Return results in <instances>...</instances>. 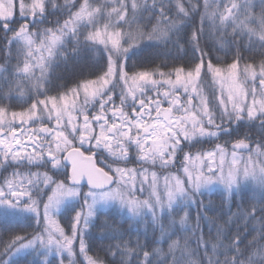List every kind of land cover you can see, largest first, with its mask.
Here are the masks:
<instances>
[{"label":"snow or ice","instance_id":"snow-or-ice-1","mask_svg":"<svg viewBox=\"0 0 264 264\" xmlns=\"http://www.w3.org/2000/svg\"><path fill=\"white\" fill-rule=\"evenodd\" d=\"M260 3L264 5V0H260ZM113 4L114 6L111 7V10L106 13L109 23L103 25V30L98 27V24L100 17L105 14L104 8L93 7L89 0H84L80 9L72 13L70 18L65 20L59 29H44L33 32L29 31L28 23L21 24L18 29L12 28L11 24L15 22L16 3L14 0H0V29L5 34L8 32L13 33V36L9 39V44L18 43L22 49L26 50L24 67L20 70L25 75H30L32 68L35 67H40L43 73L44 65L42 63H29V60L33 58L34 51H47L48 58L51 59L55 55L56 50L64 46V38L68 35L76 38L82 27H90L92 29L85 36V41L94 45H103V50L108 56L107 71L95 80H86L79 84L77 88L70 90L73 95H76L79 89L82 88L85 104H88L90 100L96 101L98 99L100 114L92 118L99 127L97 135L92 134L94 131L92 122L84 112L83 107L79 109L84 120L82 128L73 123L74 116L72 113L77 110L76 102L73 100L71 104H68L64 96L59 98L46 96L45 99H37L28 110L12 112L11 120L7 119L6 110L0 108V135L5 137L0 139V145L3 146L0 148V152L3 153L5 160L10 159L9 166H11V162L19 166L25 161L29 164L42 163L46 165L51 163L52 167L57 170L70 166V174L65 173L69 183L55 181L46 174L43 175L41 181L39 178L40 174L18 172H13L12 178L5 179L3 186H0V207L16 215L21 213L34 214L38 223L41 219L40 205L43 195L41 183L45 188L54 185L51 188V194L47 195L46 202H43V232L33 235L31 238L17 235L7 242L0 241L5 254L13 251L20 253L27 249H34L39 244L47 251L53 249L58 253L66 251L69 256H72V244L76 239H79L80 253L84 256L87 264H98L96 259L87 255V246L83 235L78 234L76 224H73L72 234L68 236L54 219V216L59 213L66 202L80 195L82 182L86 183L89 189L84 194V201L88 208L85 223L88 222L87 217L92 216L97 206H105L117 199L121 204H126L134 214L138 213L141 208L147 207L151 209L153 207L148 200L140 202L134 198H126L124 189L127 190V197L132 196V188L135 187V184L132 183V188H128L127 185L135 180L136 170L120 167L113 169L111 164H104L103 160L100 161L103 166H98L94 159L97 153L93 151V147L84 148L86 144L92 145L93 140L95 141V149L99 150L103 147L111 156L115 157L113 162L119 160L128 161V148L125 147V144L128 146L134 144L141 161L155 163L159 160L161 166L166 167L176 158L177 152L184 151L181 147V137L185 141H191L197 137H217L221 132L230 134L229 128L222 127L221 124L216 123V116L209 110L205 98L199 91V81L204 68L203 59L188 70L178 67L167 73H159L161 77H167L163 83L169 85L172 89H183L186 94L191 92L186 105L181 103L177 94L175 99L169 101L168 108L162 109L159 101L154 102L155 107L153 108L152 101L146 102L135 95L138 89L143 95L144 88L149 85L156 86L160 82L153 79V73L148 71L129 75L124 70L121 58L126 55L128 48H125L121 41L125 37L132 39L133 36L128 32H121V22L127 25L132 20H135L136 11L141 5L137 3V0H132V17L130 20L128 17L129 9L125 0H113ZM144 7L147 10L146 5ZM153 7H155V0ZM178 7L181 12L184 11L181 5H178ZM207 7L206 0V15L210 18L215 17V12L207 13ZM238 7L236 3H232L230 8L225 4L224 11L219 14L221 24L230 21L234 26V31L236 27H239L242 32L247 30L250 34H258L259 40L264 42V12L259 17H248L246 15L244 20H240L239 14L233 11L238 9ZM245 7H251V5L246 3ZM45 10V0H32L30 4H25L23 0L19 2L20 17L26 19L31 16L33 26L44 22ZM160 15L164 18L163 23L168 28L176 27L174 22L167 20L163 8H161ZM112 17H115L114 22H112ZM160 23L161 21H158V25ZM250 24H256L257 28L250 27ZM153 31H160L161 35L167 34L165 29L159 27L154 28ZM192 40H196L195 32H193ZM262 46H264V43H262ZM197 50L199 49L197 48ZM201 55L203 56V53ZM240 59L242 57L237 56L226 68L214 66L210 61L207 63V73L211 74L213 80L219 83L222 97L226 93V99L221 98L219 100V106L223 109L220 119L223 121L225 116L229 122L259 119L260 129L264 130V62L259 65L258 72L252 64H246L241 73L238 67ZM41 60H43V57H41ZM173 73L175 74L174 80L172 79ZM113 78H118V81H123L124 85L127 86V95L124 89H121V105H124L129 96L133 100L131 114L113 105L111 109L112 116L114 118L118 117L119 123L115 119L110 123L105 114L108 111L107 105L112 103L111 92L115 88ZM257 79L260 85L259 91H257L255 86ZM129 81H131V84H129ZM249 81L252 82L251 87H248ZM110 84H112V88H107ZM163 95L168 98L173 93L166 91ZM249 96H251V103L247 102ZM194 97L199 99V105L192 104ZM61 101L65 102L61 103ZM137 103L139 111L136 108ZM49 104H51V107H49ZM229 104L231 109L228 107ZM41 105L43 107L40 116H38L37 108ZM174 109L180 115H175ZM153 111L155 112L154 118L152 117ZM44 113H47L49 120H52L54 115L57 127L55 130L46 126L39 129L40 133L52 137L47 142L36 143L33 136L28 137L29 140L33 141L32 148L35 155H32L26 152L23 137L17 138L13 122L17 119H19L21 124L34 120L42 122ZM145 115L151 119V122L145 119ZM65 116L68 117L67 124L61 125V121ZM68 127H71L69 135H72V139H69V135L65 134V130ZM5 128H7V132L4 131ZM211 128H215L216 131H211ZM133 130H135L134 133ZM77 131L80 133L78 137L79 143L75 145L73 141L77 138L74 135ZM9 136L11 139L8 138ZM113 141H115V146H113ZM149 141L151 142L149 143ZM248 147L244 140L237 141L233 145L229 160L227 150L217 145L216 150L203 154L208 159V163L205 166L207 171H204V168L199 167L196 163V161L202 162L200 154L195 157L185 154L183 170L188 177V185L191 191L184 187V181L179 177L173 178L175 181L174 185H169L166 177L167 207L171 209L177 202L190 201L193 193L203 188H209L215 183H223L229 192L233 189L239 190L241 182L249 178L258 183L262 194H264V150H262L264 145L258 144L254 151L250 150L247 159L238 156L236 149H248ZM86 152L91 154L86 155ZM61 153L64 154L62 157ZM99 154L103 155V152ZM45 155L47 159H45ZM217 155L219 156L218 164L216 163ZM254 157L260 159H255ZM225 166H227V170H225ZM105 168L108 171H105ZM111 172H114L115 175H110ZM146 173L147 169H144L141 173L144 176V180H147ZM125 176L129 178L128 181L124 180ZM156 183V174L152 173L150 185L153 189L152 195L156 197V204L163 208L164 205L155 191ZM113 184L116 185L115 188L112 187ZM89 200L91 203H89ZM261 211H264V208ZM80 217L81 213H77L75 218L77 223ZM184 223L185 221L182 219L181 224ZM228 247L235 249L237 252L239 251L238 241H234ZM216 249L217 245L213 244V254L216 253ZM253 256L259 257V260H254L250 256L247 264H264V246L256 253H253ZM0 264H6V262L0 260ZM141 264H149V253L147 251L144 252V260ZM174 264H176L175 261ZM190 264H195V262H190ZM209 264H213L211 258H209ZM215 264H220V262L216 261ZM223 264H243V262L237 256L231 258L226 256Z\"/></svg>","mask_w":264,"mask_h":264},{"label":"trees","instance_id":"trees-1","mask_svg":"<svg viewBox=\"0 0 264 264\" xmlns=\"http://www.w3.org/2000/svg\"><path fill=\"white\" fill-rule=\"evenodd\" d=\"M19 2L20 0H16V5ZM25 2L30 4L32 0H25ZM45 2L43 23L33 26L31 16L22 19L17 6L15 22L11 24V27L18 29L21 24L28 23L29 31L33 32L44 29L57 30L72 13L80 9L84 0H45ZM131 2L132 0H125L130 20ZM205 2L206 0H155V7H153L154 0H137L141 7L136 11L135 20L127 25L122 23L120 27L122 33L128 32L133 36L132 39L125 37L121 41L123 46L127 48L135 44L125 55L126 72L129 75L141 71L153 74L167 73L178 67L188 70L201 59L206 66L210 61L214 66L226 68L237 56L242 57L239 67L246 64L257 67L264 62V46H262L264 42L259 40L258 34H250L247 30L242 32L239 27H236L234 31L232 24L219 27L217 23L220 21L219 14L224 11V5L227 2L230 7L232 3L239 6L238 9L233 10L237 13L241 6L248 4L250 0H207V13H216L213 18L206 15ZM89 3L93 7L104 8L105 14L101 18L107 17L106 12L114 6L109 3H100V0H89ZM178 5L183 7V12ZM161 8L164 9L167 20L176 25L175 28L165 30L167 34L162 37L159 31H153L158 27L167 28L165 27L167 25L163 23L164 18L160 15ZM252 12V16H260L264 12V5L258 3ZM158 21H161L159 25ZM249 26L257 28L256 24ZM89 30L90 27H82L76 38L71 35L64 38V46L59 49L60 56L50 66L47 79L39 84L34 76L25 75L20 71L24 67L26 50L22 49L18 43L9 44L13 33L5 34L0 29V108L8 112L26 111L37 99H45L46 96L58 98L66 96L70 94L71 89L77 88L82 82L95 80L107 71L108 56L103 50V45H94L85 41ZM193 32L196 33L195 41L192 40ZM204 77L206 81L204 80V83L200 81L199 90L208 100L209 110L216 116V123L229 128L230 134L221 132L217 137H197L191 141H185L181 137V147L184 151L177 152L176 158L172 161L175 165H183L185 154L190 157L200 154L204 159L206 157L203 154L216 150L217 145L225 148L228 153H231L236 141L240 140H244L251 146L264 145V130L260 129L259 119L229 122L225 116L221 121L220 114L223 110L219 107V95L213 87L214 84L208 83L207 78L210 79V76L207 68ZM114 102L116 99H113ZM42 107V105L38 106V109L41 111ZM110 109H112L111 106L108 107V110ZM89 115L91 119L94 117L92 113ZM54 122V120L36 121L37 125L33 127L46 126L55 130L57 126L53 127ZM82 123L84 120L80 122ZM14 127L18 128L17 131L21 128L25 132L28 128L21 123ZM210 130L216 131L215 128ZM4 131L7 132V129ZM65 133L70 134V132ZM69 136V139H72V135ZM44 137L45 142L52 139L49 135ZM1 138L4 136L0 135ZM8 138L11 139L10 136ZM125 147L128 148V161L113 162L115 157L111 156L106 149L93 150L97 152L98 166H103L100 163L101 160L104 164H111L113 169L114 167L134 168L142 165L136 146L125 144ZM100 152H103V155H100ZM45 159H47L46 155ZM9 163L10 159L5 160L3 153L0 152V186H3L6 178H12L13 172L40 174L41 181L46 174L55 181L69 183L65 176V173H69L68 168L57 170L51 163L29 164L25 161L19 166L14 162H11L9 166ZM155 163L150 162V165L154 164L152 169L158 170ZM204 163L207 165V161ZM172 167L174 165L169 169ZM105 171L108 169L105 168ZM110 174L114 175L113 172ZM41 187L43 188L40 205L42 207L54 185H50L47 189L41 183ZM194 198L195 204L189 211L175 210L171 215L165 216L161 226L136 222L116 209L99 213L85 236L87 255L101 264H141L145 251L149 253V264H174V261L176 264H190L193 261L195 264H209V258L213 264L216 261L223 264L226 256L229 258L237 256L243 264H247L250 256L254 260H259V257L253 256V253L264 246V211H261L264 208V194L261 190L241 187L232 194L214 191L196 195ZM82 207L81 201L69 206L60 215L61 226L68 233L72 232L76 215ZM185 212L187 214L184 216ZM182 219L185 221L184 224H181ZM41 232L42 226L33 216L16 215L0 209V241L7 242L17 235L31 238ZM234 241H238V252L228 247ZM213 244L217 245L215 254L212 250ZM11 254L12 252L5 254L3 246L0 245V260L7 262ZM83 262L86 264L85 261ZM9 264L41 263L32 256H25ZM48 264H60V261L53 258Z\"/></svg>","mask_w":264,"mask_h":264},{"label":"rangeland","instance_id":"rangeland-1","mask_svg":"<svg viewBox=\"0 0 264 264\" xmlns=\"http://www.w3.org/2000/svg\"><path fill=\"white\" fill-rule=\"evenodd\" d=\"M23 1L25 2V0H23ZM14 2L16 3V0H14ZM101 2L102 3L103 2L104 3H109V4L114 5L113 4V0H104V1L103 0H100V3ZM258 3H260V0H250V2L248 4L251 5V7H247L246 8L245 5L241 6V9L237 12L239 14L240 20H244L245 17H246V15L248 17H255V16H252L253 15V12L252 11L255 9V7L257 6ZM26 4H28V3H26ZM226 4L230 8L229 3L227 2ZM17 6L19 8V4H17L16 7ZM256 17H259V16H256ZM114 21H115V17H112V22H114ZM227 22H229V21H227ZM105 23H109L108 18L107 17L101 18L99 20L98 27H100L101 30H103V25ZM122 23L123 22H121V24ZM217 23H218V26L219 27H223L224 25L227 26V25L232 24L231 22H229L227 24L226 23L221 24L220 21H218ZM165 27H167V26H165ZM90 30H92V29L90 28ZM165 30L167 31L168 30V27L165 28ZM162 36H164V35H161V37ZM139 39H141V38H139ZM133 41H135V39ZM133 45H135V44L133 43L132 45H130V47H127L128 48V52L133 47ZM59 49H61V48H59ZM59 49L56 50L55 55L51 59L48 58L47 51L33 53V58L29 60V63L30 64L42 63L44 65L43 73L41 72V68L40 67H35V68H32V71H31V74H30L31 77L34 76L36 78L35 80L39 84L42 83L45 79H47V75L49 73L50 66L54 62H56L57 59H58V57L60 56ZM41 57H43V60H41ZM121 62L123 63V66H124V64H125V56L121 58ZM206 68H207V66H206V64H204V68L202 69V72H201V75H202L203 78L201 77V79H200V81L202 80L203 83L206 81V79L204 77L205 76V72H206ZM239 68H240L241 73H242V70H243L244 66L239 67ZM255 68H256V70L258 72L259 71V66L255 67ZM124 70H125V67H124ZM159 73L153 74V77L152 78L153 79H156L160 83H158L156 86L149 85L148 87L144 88L143 95H141V92L138 89L136 91L135 95L138 98H140V99H144L146 102L152 101L153 102L152 103V107L153 108L155 107V103L154 102H156V101H159V103L161 104V108L162 109L168 108L169 107V101L175 99L177 94L179 95V98H180L181 103H183V104L186 105L187 104V100H188V96L191 94V92H189L188 94H186V93L183 92V89H172L169 85L163 83V81L166 80L167 77H161L159 75ZM209 76H210V79L207 78V77L206 78L208 79V83L209 84H211V83H212V85L214 84L213 87L216 88L217 93L219 95L218 96V104H219V100L221 98H225L226 99V93L222 97L219 83L218 82H215L213 80V77H212L211 74H209ZM172 79L173 80L175 79V74L174 73H173ZM200 81H199V83H200ZM113 84H115V88L111 92V95H112V103L108 104L107 105V108L109 106H111L113 108V105H115L117 108H121L124 112L131 114V112H132V107L131 106L133 105V100H132L131 96L128 97V99L125 101L124 105H121V89L123 88L125 94L127 95V86L124 85V82L123 81H118V78H113ZM129 84H131V81H129ZM251 86H252V82L249 81L248 82V87H251ZM255 86L257 88V91H259L260 85H259V80L258 79L255 82ZM107 88H112V84L108 85ZM166 91H168L170 93H173V95H170L168 98H165L164 95H163V93L166 92ZM200 93L205 98V100L207 102L208 100L203 95L204 93L201 92V91H200ZM64 97H66V102L68 104H71V102L73 100H75V102H76L77 110L72 113V115L74 116L73 123L76 124V125H78L80 128H82L83 123L80 124V122L83 120V115L81 114V112L79 111V109L81 107H83L84 112L89 116V120L92 122V127H93V130H94L92 134L93 135H97L98 132H99V127H98V125H96L95 121L90 118L89 113H92V117L95 116V115L100 114V107H99V101H98V99L96 101H91L90 100L88 104H85L84 103V91H83L82 88L79 89V91H78V93L76 95H73L72 92H70V94H68V95H66ZM113 99H116V102L113 103ZM257 99H259V97H257ZM64 102L65 101H61V103H64ZM247 102L248 103H251V96L248 97ZM199 103H200L199 99L194 97L193 100H192V104L193 105H199ZM207 104H208V102H207ZM49 107H51V104H49ZM228 107H229V109H231V105L230 104L228 105ZM136 108H137V111H139V105H138V103L136 104ZM208 108H209V106H208ZM221 110H223V109L221 108ZM6 112H7V119L11 120L12 119V117H11L12 112H8V111H6ZM106 112H107V114L106 113L105 114L108 117L110 123L112 122L113 119H115L116 122L119 123V118L118 117H115L114 118L112 116L111 109L108 110V111H106ZM40 114H41V111H40V109L37 108V115L40 116ZM174 114L175 115H180V113L175 112V109H174ZM152 117L153 118L155 117V112L154 111L152 113ZM145 119L148 122H151V119L147 115H145ZM45 120H49L47 118V113H44V118H43L42 122H44ZM52 120L55 121L54 115H53V119ZM67 120H68V117L65 116L64 119L61 121V125L67 124ZM36 121H39V120L29 121L28 123L25 124V126L28 127L27 130H26V132L23 129L21 130V128L17 131L18 128H16V135H18L17 138H21V136L23 137L24 143L26 145V152L27 153H31V154L34 153L33 152V148H32L33 141L32 140H29L28 137L29 136H33V139L35 140L36 143H40V142L43 143V142L46 141V138L44 136L45 135L48 136L47 134H44V133H40L39 132V129L42 126L36 127V128L33 127V126H36L37 125ZM39 122H41V121H39ZM19 123H21V122L19 121V119H17L16 121L13 122V126L14 125H17ZM52 125H53V127L54 126H57L56 125V121ZM5 129H7V128H5ZM20 132H21V134H20ZM65 132H67V133L70 132L71 133V127H68L65 130ZM134 132H135V130H133V133ZM79 134H80L79 131H77L74 134L77 137L75 139L76 144H75V142H73L75 145H78V143H79V139H78ZM4 138H1V139H4ZM150 142L151 141H149V143ZM112 143H113V146H115V141H113ZM94 144H95V141L93 140V142H92V145L93 146L86 144V145H84V147L85 148H88V147H91L92 146L93 147V150H97V149H95ZM13 146L15 147V145H13ZM248 146H249L248 149H236V151L238 153V156H241L244 159H247L248 156H249L250 150L254 151L257 148V146H254V145H252V146L251 145H248ZM2 147L3 146L0 145V148H2ZM146 147H147V145H146ZM101 149H103V147ZM101 149H99V150H101ZM262 150H264V149H262ZM232 151H233V148H232ZM230 154L231 153H229V156H228V159L229 160L231 158ZM60 155L62 157L64 154L61 153ZM254 158L255 159H260V158H256V157H254ZM96 160H97V157H96ZM139 161L142 163V165L136 166L134 168H132V167L125 168V169H135L136 170V178H135V180L133 182H130L127 185L128 188H132V183L135 184V187L132 188V196L131 197H127V190L124 189V191H125L126 198H134L135 200L140 201V202H143L145 200H148L153 205V207L151 209H149L147 207L141 208L138 213H135L134 214L132 211H130L129 207L126 204H121L120 201L117 199V200H114V201L109 202L105 206H102V207L101 206H97V209L93 212L92 216L87 217V221L88 222L85 223V217L87 216L88 208H87V206L85 204V201H84V194L87 193L89 189L88 188H84V187H80V195L78 197H75V198L69 200L68 202H66L61 207L59 213L54 216V219L59 224V226L61 228H63L61 226V223H60V215L69 206L74 205V204H77V203H81V201H82L83 207L78 212V213H81V217H80V220H79L78 223L75 221V224H76V228H77L78 234H82L83 235L84 242H85V236H86V234H87L90 226L95 221L97 215L99 213H101V212L109 211L111 209H116L120 213H122L123 215L129 217L130 219H132V220H134L136 222L149 223L152 226H157V225H160L161 226L162 220L165 218V216L171 215L175 210H177V209H182V210L183 209H186V211H189V209L192 208L194 206V204H195V198H194V196H196V195L211 193V192H214V191H222V192H225V193H228V194H232V193H234V192L237 191V190L233 189L231 192H229L225 188V186L223 185V183H215L214 185L210 186L209 188H203L200 191L193 193L192 194V198H191L190 201H180V202H177L176 204H174L172 206L171 209H169L167 207V189H166V186H165V178L166 177L168 178L169 185H174L175 181H174L173 178L174 177H179L182 181H184V187L186 189H189L188 177L184 173V170H183L184 165H185V162H183V165H181V166L175 165V163L172 162V164L167 165L166 167H162L160 162L159 163L156 162L155 164H156V167L158 166L157 167L158 170H159V172H158V170L152 169V165H154V164H151L150 165V162L151 161L150 162L149 161L148 162H144V161H141L140 159H139ZM205 161H207V163H208V159L207 158L202 159V162L201 161H196V163H197V165L199 167H203L204 168V171H207V169L205 167L206 164L204 163ZM216 163L217 164L219 163V156L218 155L216 157ZM177 164H179V163H177ZM173 165H174V167H172L171 169H169V167H171ZM115 168H117V167H114V169ZM144 169H147V173H146L147 180H144V176L141 175V173H142V171ZM225 170H227V166H225ZM152 173H155L156 174V181H157V183H156L155 191L159 195L161 203L164 205L163 208H161V206L159 204H156V202H155L156 201V197L152 195L153 189L150 186L151 185V181H152ZM113 174L115 175L114 172H113ZM128 179L129 178L127 176L124 177V180L125 181H128ZM49 187H47V189ZM115 187H116V185H114L113 188H115ZM241 187L242 188L245 187V188H250V189L253 188V189H256V190H261V188L258 185V183L255 180L251 179V178H249L246 181H242L241 184H240L239 189ZM189 191H191V190L189 189ZM89 203H91L90 200H89ZM40 208H41V219H40L39 223L37 222V220H36V222L40 226H42V232H43V227H44V221H43V205H42V207L40 206ZM0 209L5 210L2 207H0ZM21 214L31 215V216H33L36 219L35 215L34 214H31V213H21ZM186 214L187 213L185 212L184 213V216ZM64 232L68 236H71V234H72V232L68 233L67 231H65V229H64ZM72 248H73V254H72V256H69L66 251L63 252V253H58L57 251H55V249H53L51 251H47L46 249H44L43 247H41L39 244H37L34 249H27V250H24L23 252H20V253H15L13 251L12 254L9 256L6 264H9L13 260L18 259V258H21V257H25V256H32L37 261H39L41 264H48L49 261L51 259H53V258H57L60 261V264H84L83 261H85V263L87 264V261L85 260L84 256L81 255V253H80V242H79V239H76L73 242ZM77 253H78V255H77ZM98 264H101V263H98Z\"/></svg>","mask_w":264,"mask_h":264},{"label":"water","instance_id":"water-1","mask_svg":"<svg viewBox=\"0 0 264 264\" xmlns=\"http://www.w3.org/2000/svg\"><path fill=\"white\" fill-rule=\"evenodd\" d=\"M94 159L96 160V156H94ZM68 169L70 170V166L68 167ZM70 174V173H69ZM115 184L112 185V187H114ZM80 187H84V188H88V186L86 185V183H83L80 185Z\"/></svg>","mask_w":264,"mask_h":264}]
</instances>
